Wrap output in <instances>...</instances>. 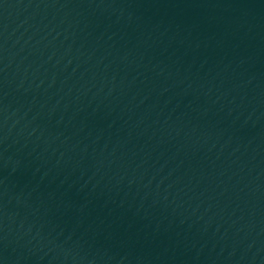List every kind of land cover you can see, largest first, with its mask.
<instances>
[{
    "label": "water",
    "instance_id": "obj_1",
    "mask_svg": "<svg viewBox=\"0 0 264 264\" xmlns=\"http://www.w3.org/2000/svg\"><path fill=\"white\" fill-rule=\"evenodd\" d=\"M0 264H264V0H0Z\"/></svg>",
    "mask_w": 264,
    "mask_h": 264
}]
</instances>
